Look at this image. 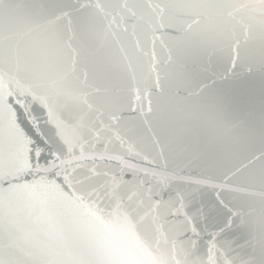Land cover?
<instances>
[{
	"label": "water",
	"instance_id": "1",
	"mask_svg": "<svg viewBox=\"0 0 264 264\" xmlns=\"http://www.w3.org/2000/svg\"><path fill=\"white\" fill-rule=\"evenodd\" d=\"M0 42V185L62 186L0 264H264V0H0Z\"/></svg>",
	"mask_w": 264,
	"mask_h": 264
},
{
	"label": "snow or ice",
	"instance_id": "2",
	"mask_svg": "<svg viewBox=\"0 0 264 264\" xmlns=\"http://www.w3.org/2000/svg\"><path fill=\"white\" fill-rule=\"evenodd\" d=\"M42 14H44L42 12ZM45 15V18L37 24L34 28L30 31L35 36H45L48 33L54 31L59 25L64 22L66 14H60L55 17H48ZM3 42H0L2 44ZM78 101H82L83 104L87 105L89 109L93 108V105L90 103L88 99L87 93H82L81 95H77L75 97ZM100 115L104 116L107 115L109 120L118 121V117L113 114L112 112L105 113L103 110L100 111ZM103 123V121H102ZM99 135V133H97ZM79 147L80 155H75V148ZM93 149L95 145L91 146ZM69 152L71 153V158L69 160H62L57 155V159L60 160V164H53L52 169H60V172L57 175H62L63 179L70 185L74 187L73 183V176L69 173L68 168L65 165H72L75 164L77 161H85L89 159H104L102 154L97 157V154L94 151L89 152L86 151V142L80 143L79 139L74 138L72 146L69 148ZM77 167H83L82 164H77ZM45 171H51V169H45ZM76 172V168L71 169V173L74 174ZM94 176H99L100 174L92 169ZM7 186L0 185V212H3L6 208L11 207V202L17 198L25 199L29 207L32 211L38 212L41 217H43L47 212V204L49 199L51 198L50 194L56 188H62L61 185H56L52 181L41 177L39 180H34L31 184H10L5 182ZM197 183H201V181H197ZM83 197H80L82 201ZM162 208L167 209L168 211L171 210V203L162 204ZM151 214V210H150ZM166 212L157 208L155 210V214L152 215L153 222L159 227L163 228L164 224L166 223Z\"/></svg>",
	"mask_w": 264,
	"mask_h": 264
}]
</instances>
